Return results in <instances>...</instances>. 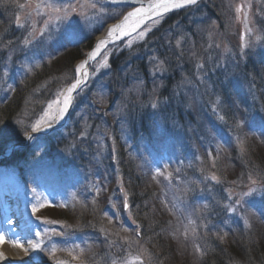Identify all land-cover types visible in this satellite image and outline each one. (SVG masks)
Here are the masks:
<instances>
[{"label": "rangeland", "instance_id": "1", "mask_svg": "<svg viewBox=\"0 0 264 264\" xmlns=\"http://www.w3.org/2000/svg\"><path fill=\"white\" fill-rule=\"evenodd\" d=\"M254 1L258 7L257 13L264 8V0ZM4 4H7L6 1L0 0L1 7H4L2 6ZM251 4L252 0H220L219 9L216 8V14L227 13V18L232 17V25L230 27L229 24L224 23V30L219 34L221 37L216 34L215 26L211 24L205 27V35L195 28V31L191 33L192 36L182 33L174 40L172 44L173 49L180 50L182 44L185 42L188 45V47L184 48L188 54L186 55L187 58L197 63L196 57H198L197 68L199 71H202L200 80L206 83L211 82L205 75L208 73L214 74L213 69L216 67L221 68L223 61L228 63L227 66H229L233 73L236 71L232 50L242 43L249 47L253 44L251 41L252 30L249 24V19L252 15L250 12ZM116 5L118 4L111 0H23L19 7L11 13L13 17L9 16L8 20L7 18H2L3 12L2 14L0 13V22H4V24L0 23L2 26L4 25V27L1 26V29L8 28L9 30V33L3 35L0 39V58L8 56V59H10V57H16L18 54L23 55L26 51L29 57L28 61H23L22 69L25 72L21 71L25 75L26 72H30L33 68L31 56L36 57L39 54H47L49 51H54L55 47L62 48L63 41L73 34L74 36H78L83 31L91 30L93 26L102 29L107 20L120 17V8L116 7ZM120 6L123 8V5ZM17 18H19V23L17 22ZM224 19L226 20V16ZM236 22L241 24L238 27V31L235 28ZM72 23L78 26V31L71 30L74 29L70 27ZM156 23L154 22L143 27L136 34L127 37L118 44H113V46L105 50L90 65L93 68L91 74L89 73V79H93L99 72L109 69L111 56H115L119 51L127 50L131 46L141 43L147 32ZM33 48L35 51H33ZM165 48L166 51L172 52L170 46L165 45ZM146 50L147 45L144 46V53H146ZM243 58L241 57L240 59L242 60ZM0 60L3 61V59ZM211 60L212 63H210ZM146 61L150 65L149 70L156 72L155 63L159 61L156 48L148 51ZM204 61L208 62L207 66H205ZM261 61L264 62V56ZM3 73H7V70L1 68V75ZM122 75L124 76L125 74L122 73ZM196 77L198 78L197 75ZM132 85L138 89L132 88L131 91L137 93L138 91H142L144 83L138 77H135L130 82V86ZM184 86H188V83ZM208 86L211 87L209 84ZM62 94H60L58 99L46 104L37 115V111H31V106L26 111L27 113L25 112L26 116L33 117L36 115L34 125L46 123L49 125L54 119H59L62 113ZM125 127V122L122 121L121 128ZM141 148H144V145H141ZM155 148L159 150L161 146L155 143ZM95 154L99 156L100 151L96 150ZM39 169H41L40 165L34 170L30 167H25L23 175L25 182L21 177L11 178L9 176L13 189L15 188L18 191L20 188L19 196L23 199L26 198V202H29V197L31 196V189L26 184H32V182L40 178L39 174H37ZM154 169L157 173L152 178L147 179L148 184L146 186L147 189H150L151 193L146 197L144 202L148 204L147 214L151 216L146 214L144 217L160 218L163 220L161 233L172 242L174 246L173 250L176 252L173 258L169 257L171 259L175 257L179 258V255L185 254L191 257L190 264H192V261L201 258L198 255L190 253L188 239L190 237L191 239L196 238L197 233L212 226L213 221L211 218H218L215 226L219 229L228 225L229 218H243V226H245L246 221L256 214L257 205H260L259 213L264 212V187L260 185L256 186V181L246 180L242 182L241 184L244 185L240 188L236 197L233 196L232 202L224 200V202L218 203L213 209L208 203L213 193V188L210 187L209 182L200 183L197 188H193V180H181L173 176V174L177 173V170H180L178 165L176 168L166 165L162 168L156 167ZM28 174V178L30 179H26ZM70 174L66 173L63 174L64 176L58 177L56 182L64 183L54 192L56 201L53 209H61V207L66 206L67 209L48 211L49 213L45 216L39 205L36 208L37 212L35 213L31 208L30 214L27 211V206L25 205L24 207V204L22 205L25 213L31 216L30 222L34 226L31 229V241H33L34 247L30 251H27L26 254V258L29 259L28 262L30 264H43L38 263L42 260L50 261V264H168L167 262L170 260L167 259L168 256L166 254L169 253V250L165 255L161 256L162 261L159 263L150 261L152 247L147 246L149 241L146 243L147 247L141 241L142 236L144 238V235L141 234V231H144L141 223L136 218H131L130 208L127 207L125 210H122V205L120 204L122 199L115 200V193L111 192L113 186L110 183H107L104 178L99 176L96 178L91 174H88L81 180L79 177L75 179L69 178ZM89 183L90 186L88 188L90 187L92 191L88 190L87 199L80 197L83 194L80 193V190L71 195L69 193L72 190H66L68 184H71V186L75 184L76 189L80 186L84 189V186ZM23 189H26L29 194H23ZM26 190L24 191L26 192ZM189 195L195 197L194 201L190 199ZM186 198H189V200L186 201ZM108 201L111 202V208L106 213L105 208H109ZM71 202L74 203L68 206L67 203ZM43 204L51 206L49 199L44 200ZM66 211L68 212L67 216H73L74 212L84 213L85 216L82 219L89 220L85 224L91 222L93 224L92 228L89 229V226L82 224V222H73L72 224L63 222L65 219L59 218L58 220L56 218L60 214L59 212ZM119 212L121 215H127L128 218H119ZM48 214L52 215V217ZM49 221L55 223L58 221V224H62L63 226L50 223ZM150 221L144 225L150 233L147 238L154 242L152 235L155 224L149 227L148 225L150 224L148 223ZM198 228L200 229L197 232ZM41 234L47 235L42 242L40 239ZM192 244L194 247L198 245V243ZM261 264H264V261Z\"/></svg>", "mask_w": 264, "mask_h": 264}, {"label": "trees", "instance_id": "2", "mask_svg": "<svg viewBox=\"0 0 264 264\" xmlns=\"http://www.w3.org/2000/svg\"><path fill=\"white\" fill-rule=\"evenodd\" d=\"M219 3L220 0H210L206 9L211 12L217 20L225 22L226 20L224 19L225 17L223 13L216 14V8L219 7ZM2 6L4 7H1L0 5L1 14L10 7L8 4ZM204 12L206 13L205 10ZM199 14L200 13L197 15ZM258 14L260 17H258L257 21L260 23V29L264 30V8L259 11ZM2 18H7L8 20L9 15L5 12L2 14ZM0 23L4 24L3 21ZM1 26L2 25L0 24V39L3 35H7L9 32L8 28L1 29ZM2 27H4V25ZM182 30L185 31L183 33L190 32L185 28H182ZM169 31L175 34L172 29H169ZM175 38V35L171 36L168 32L163 31L155 41L153 40L154 44H157L158 55H161L160 57L164 59V67L160 71L162 74L158 75V77L152 81L145 94H142L141 92L132 93V88H138L133 85L130 86V83L125 81V75H122V73L129 74L128 72H138L139 75L143 76L142 69L138 64H126L129 60V55L119 64L117 70L116 67L113 66L115 71L112 76L104 75V77H106L104 82L107 84V91L113 96V101L116 103L115 112L122 115V120L125 122L126 126L125 128H128L129 135L131 136H134L137 133L144 134L145 128L148 130L149 127H154L156 120L161 121L167 126L176 123L181 124L184 121V118L180 111H183L185 107H191L192 110L196 112L195 100H197V97L194 96V98L190 100L189 98L192 95L190 94V86L188 88L184 85L186 83H188V85L194 83L197 85L198 82L196 83L195 81L197 80L196 74H199L200 76L202 71L195 72L197 63L194 62V60L188 59L180 51H176L172 48ZM166 42H168L172 52L166 51L161 53L159 50L162 46H165ZM84 43L85 44L73 45L68 48L61 55L51 61L47 67H42L38 71L36 70L33 75L26 78V80L18 86L10 101L6 105L0 107V127L2 130L5 131L14 126V115L21 110V106H24V101L26 99H29L32 103L34 100L41 98L48 92L51 84L47 83L49 80L60 81L66 77V83L72 79L74 74L73 63L76 59L81 57L82 49L90 46L91 39H87ZM153 48H156V45L150 47V49ZM121 56L122 54L118 56V59H120ZM196 60H199L198 57H196ZM186 67H188V69H186ZM174 71H176V76L173 75L170 78L166 77V74H170ZM242 71L243 73H246L244 81L241 80L243 87L247 91L251 88L250 91L246 93L247 101L258 98L260 103H262V106H264L263 70L254 67L250 69L243 67ZM219 76L220 78L216 84L209 82V85L211 86L210 91H205L203 89L200 92V94L209 101V104H212L213 106H207L205 111L208 116L206 118H201V127L197 128L193 136L197 138L202 135L208 139L217 136L222 132H224V134L233 133L235 137H238V134L241 135L244 138L242 139L244 142L243 146L240 148L238 146L236 147L229 139L227 150L221 153L217 159L213 158L211 171L214 172L215 175L219 174L222 179H225L226 177L228 180H232L236 176L239 178L256 176V178L264 179V128L260 129L256 125H250L246 128L245 132L242 128L239 129L237 127L239 118L242 117L240 116V107L243 103L240 104L238 96V89L241 85L233 84V86L228 87V93L223 94L220 86L222 75L220 74ZM223 76L225 77V75ZM156 98L159 103L162 104L163 109L161 111L164 113L155 114L153 117L146 115L144 113V106L149 107ZM27 107H29V105ZM146 110L147 109H145V111ZM99 115H101V117L106 115L103 123L102 121L98 122ZM112 115L113 114H108V110L104 111V108H100L97 115L87 120V125L89 124V126L87 127L85 124V126H82V128L78 130L77 134L81 142L80 144L85 148L90 149L85 140H91V137H93V126L96 125L95 133L97 130H99L100 134L105 132L104 139L107 141L106 143L114 148L106 154L105 161L103 159L100 160V163L103 166L106 165V161H108L110 165L113 164L115 151L116 154H121L123 152L120 132H118L117 128L118 125H116ZM103 124L107 125L106 128ZM209 125L212 129L208 135L205 129H207ZM182 133L183 130L180 131V135H182ZM126 136L130 137L128 135ZM96 138H100V136H97ZM71 140V143L67 142L65 144L64 149L71 148L74 142H77V138ZM198 141L201 140L197 138L195 142ZM199 150L204 152L205 147L201 146ZM107 157L109 158L108 160ZM201 164V170H208V163ZM116 165L121 170L124 182L130 185V191L132 193L131 204L137 210L140 223L144 229V231H141V234L144 235V238L142 236L141 241H143L145 246L149 241L147 246L152 247L150 261L159 263L162 261L161 256L165 255L169 250V253L166 254V256H168L167 259L170 260L167 262L168 264H190L191 257L185 254L179 255V258H169H173L176 255V252L173 250L174 246L172 242L168 240L167 236H164L161 233L163 220L160 218L144 217L148 211V204L144 203L146 199V193H144V191L149 192V189L146 187L148 184V178L147 176H144L142 170L138 167L136 160L128 154H125L120 158V161L116 162ZM59 213L60 214L57 215V217H74L71 215L67 216L66 214L68 212ZM148 221H150L148 223L150 224L148 225L149 227H152L155 224L152 235L154 242L147 238L150 233L144 224ZM92 226L93 224L90 222L89 229L92 228ZM215 233L219 232H209L207 234L208 238L205 241V245L209 249L205 248L206 252H204V255L201 258H198V260L192 261V264H261L262 261H264V218L256 220L247 230H239L238 233L228 235L226 242L219 241V236Z\"/></svg>", "mask_w": 264, "mask_h": 264}, {"label": "bare ground", "instance_id": "3", "mask_svg": "<svg viewBox=\"0 0 264 264\" xmlns=\"http://www.w3.org/2000/svg\"><path fill=\"white\" fill-rule=\"evenodd\" d=\"M10 5H15L18 0H8ZM181 0H150L143 3L137 1L131 9L127 10L118 20L107 24V26L95 36L93 44L88 48L83 57L76 63L77 65V78L71 86H68L62 95L61 106L63 114L66 113L67 105L65 104V98L70 97L69 89L74 84L80 86L88 73V68L92 61H94L104 49L109 45L117 43L124 37H129L139 31L142 26L150 23L147 21L150 17L161 18L172 11L179 9L189 8L194 4H184L179 8H172V3H179ZM166 3L168 10L158 7V5ZM197 3V0H196ZM136 9H141L140 12H136ZM129 13H135L129 15ZM146 22V23H145ZM145 23V24H144ZM119 25L112 35L109 36V29H113ZM100 40L106 41L105 44L100 45ZM131 60L134 56H131ZM201 92V91H200ZM17 192L10 188L8 185L0 183V264H26V254L28 250L34 247L33 241H31L32 235L30 227L28 226L29 219L25 217V211L21 209L23 204Z\"/></svg>", "mask_w": 264, "mask_h": 264}, {"label": "snow or ice", "instance_id": "4", "mask_svg": "<svg viewBox=\"0 0 264 264\" xmlns=\"http://www.w3.org/2000/svg\"><path fill=\"white\" fill-rule=\"evenodd\" d=\"M195 3H196V0H181V2H179V3H172L171 7L172 8H179V7H182L184 4H195ZM158 7L164 9L165 11L168 10V7H167L166 3H162V4L158 5ZM140 11H141V9H136V12H140ZM134 14L135 13H129L130 16L134 15ZM17 22L19 23V18H17ZM117 28H119V25L115 26L113 29H109V36H111L113 31H115ZM141 35H143V33H141ZM25 43H27V41H25ZM105 43H106V41L100 40L99 44L97 45V47H99L100 45L105 44ZM76 88H77V85L74 84L72 86V88H70L68 90L69 93H71L73 91V89H76ZM69 101H70V97H66L65 98V104L67 105V103ZM38 127H39V125L34 126L33 131H36ZM213 179H216V177L213 176ZM125 207H127V205H125ZM33 211L35 212V208L33 209ZM0 240H3V237H0Z\"/></svg>", "mask_w": 264, "mask_h": 264}]
</instances>
